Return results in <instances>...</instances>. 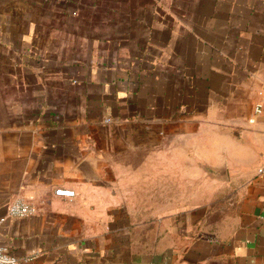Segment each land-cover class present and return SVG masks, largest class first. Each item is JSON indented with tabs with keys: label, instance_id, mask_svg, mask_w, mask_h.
Instances as JSON below:
<instances>
[{
	"label": "crops",
	"instance_id": "1",
	"mask_svg": "<svg viewBox=\"0 0 264 264\" xmlns=\"http://www.w3.org/2000/svg\"><path fill=\"white\" fill-rule=\"evenodd\" d=\"M0 243L264 264V0H0Z\"/></svg>",
	"mask_w": 264,
	"mask_h": 264
},
{
	"label": "built area",
	"instance_id": "2",
	"mask_svg": "<svg viewBox=\"0 0 264 264\" xmlns=\"http://www.w3.org/2000/svg\"><path fill=\"white\" fill-rule=\"evenodd\" d=\"M262 112L260 105H257L254 109V115H259ZM249 122H253L254 118L251 117L248 120ZM54 195L61 197H74L75 192L72 189L57 187L53 191ZM35 211V207L33 204L25 201L22 198H17L13 200L7 209V215L11 218H24L29 216ZM19 259L14 256L9 248L0 243V264H18Z\"/></svg>",
	"mask_w": 264,
	"mask_h": 264
}]
</instances>
